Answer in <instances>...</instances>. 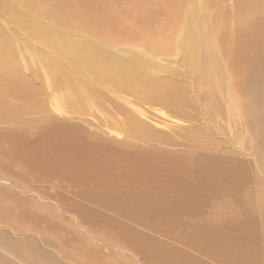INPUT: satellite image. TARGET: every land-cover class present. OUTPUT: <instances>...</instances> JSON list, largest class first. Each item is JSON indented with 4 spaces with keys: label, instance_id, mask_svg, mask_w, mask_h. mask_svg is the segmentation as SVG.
<instances>
[{
    "label": "bare ground",
    "instance_id": "6f19581e",
    "mask_svg": "<svg viewBox=\"0 0 264 264\" xmlns=\"http://www.w3.org/2000/svg\"><path fill=\"white\" fill-rule=\"evenodd\" d=\"M13 1L1 18L37 54L23 67L38 78L51 58L62 79L28 81L16 29L0 31V180L54 202L15 205L0 185V264H69L59 242L78 243L70 264H264V0ZM150 52L177 68L142 76ZM61 86L59 120L45 102ZM54 178L62 196L36 190Z\"/></svg>",
    "mask_w": 264,
    "mask_h": 264
},
{
    "label": "rangeland",
    "instance_id": "374dc122",
    "mask_svg": "<svg viewBox=\"0 0 264 264\" xmlns=\"http://www.w3.org/2000/svg\"><path fill=\"white\" fill-rule=\"evenodd\" d=\"M12 3H14V1L13 0H10ZM126 2H128L127 0H122L121 2H119L118 3V5H121V6H123V5H127L128 3H126ZM110 4H113V3H110ZM143 4L145 5L144 6V10L145 11H149V9L150 10H152V8L149 6V0H144L143 1ZM2 16H1V14H0V31H4V32H6V33H9L10 34V31H12V29H11V27H13L14 29H16L15 30V32H13L14 34H16V36L17 37H12V36H10V38L12 39V40H14L15 42H16V44L15 45H13V48L16 50L17 48H18V50H16V52L17 51H20V48H22V49H25L26 51H28V53H27V55H24V54H18V57H19V60L21 59L22 61H21V63H20V66L19 65H17L19 68H20V71H21V69H22V73H23V75L27 78V79H29L28 81H31L32 83H34L35 85H40V86H46V83H45V81L42 79V78H50L51 80H53L54 78H58L59 80L60 79H62L61 77V75H60V73H58V72H56V70H55V68H57V66L56 65H53V59H49V62L46 64V63H43V62H41V64L39 65L38 64V69H39V74H40V76L38 77V78H33L32 76H31V69L29 68V69H26L25 67H23L24 65L27 67V62H23V58H25L26 60H30L31 58H30V56L31 55H34V57H36V53H35V50H36V48L31 44V42H29V43H26L25 41H24V38L20 35V34H17L18 32H17V30L18 31H20V32H22L23 30H20V29H18V28H15L17 25L15 24V22L11 19V20H9L8 18H6L5 16H3V18H1ZM8 20V21H7ZM44 20V22H47V24H48V26H50V27H52V24L47 20V19H43ZM8 25H10L9 27H8ZM8 27V28H7ZM73 35V34H72ZM19 40V43L17 42ZM89 40H91V39H89ZM40 48H42L43 50H45V54L46 55H49V49H50V47L49 46H43V47H41V46H39ZM51 50V49H50ZM133 51H135L134 53L136 54V55H138V53L140 54H142L143 53V49L139 46L137 49H133ZM27 56H28V58H27ZM50 56V55H49ZM155 56V57H154ZM60 60H64V57H62V56H59L58 57ZM133 58V56H131V59ZM143 58H149V60H148V63H150V66H147V68L145 69V66L147 65V63H145L144 62V64L141 66V65H139L138 66V68L139 69H141L142 71H141V73H142V76H144V75H146L149 79H159V78H162V77H164L165 76V72L162 70L163 68H169V67H176L175 66V63H174V61L172 60V58H170V57H166V56H163V54L162 53H157V52H150V53H147V54H143ZM153 58H155V59H153ZM15 63V62H14ZM22 63H24V65H22ZM169 63V64H168ZM174 63V64H173ZM31 65V66H29V67H31V68H34V66L36 65L35 64V62H34V64L32 63V61H31V63H28V65ZM34 65V66H33ZM51 67V68H50ZM24 68V69H23ZM61 67H59L58 69H60ZM63 68V67H62ZM177 68V67H176ZM148 69V70H147ZM24 70V71H23ZM26 70H28V71H26ZM48 70V71H47ZM61 70V69H60ZM62 71H64V70H62ZM151 71V72H150ZM162 72V73H161ZM46 74V75H45ZM55 74V75H54ZM163 74V75H162ZM54 75V76H53ZM56 75H57V77H56ZM31 77V78H30ZM32 79V80H31ZM41 79V80H40ZM36 80L37 81H39V82H36ZM44 81V82H43ZM55 84V83H54ZM53 84V85H54ZM39 86V87H40ZM51 91V93L50 94H52L51 96L49 95V98L50 99H48V100H46V102H45V105L47 106V108H48V110H50V113H54L57 117H58V119L59 118H61L62 119V115H65V113H64V109H68V104H67V102H66V100L62 97V94L63 95H65V96H67V94L66 93H64L63 91H62V86L60 87V89L59 88H55L54 90H50ZM109 96V98L111 97H113V99L114 100H117V101H120V102H122V99H121V97L122 96H125L127 99H130L131 101H134V102H132V104L131 105H127V104H125V106L126 107H128L129 109H130V111H134V109H132V108H141V109H144V110H148V112L150 111V110H152V108H151V106H148V104H144V103H141L142 101L141 100H139V98H134V96L133 95H127V94H123V95H119L120 97H114V95H112L111 96V94H109L108 95ZM131 97H133V98H131ZM51 98H52V100H51ZM68 98V97H67ZM97 98H99V99H105V98H103V97H97ZM55 99V100H54ZM135 99V100H134ZM50 100H51V102H53V103H51L50 102ZM106 100V99H105ZM140 102H139V101ZM49 101V103H47ZM56 104V105H55ZM135 104V105H134ZM64 105V106H63ZM98 105H100L99 107H100V109L102 110V109H104L106 106H108L109 104L106 102H104V101H101V102H98ZM104 107H103V106ZM102 106V107H101ZM94 109H95V111L97 110L96 109V107L94 106L93 107ZM97 112H99V110H97ZM100 113V112H99ZM30 116H36V114H33V113H31L30 114ZM153 116V115H152ZM155 116V115H154ZM82 118H84V116H81ZM85 118H93V117H91V116H88V117H85ZM99 118V117H98ZM217 118H219V117H216V121L218 120H220V118L219 119H217ZM61 119H59V120H61ZM91 120H93V119H91ZM74 121H78V122H80L79 120H74ZM225 121V120H224ZM38 127H40V126H31L30 125V129H31V133L33 134V132H34V130H38ZM100 133H101V131H99ZM218 134H219V132H218ZM218 137H219V135H218ZM224 137H225V133H224ZM30 138V137H29ZM4 145H6V142H4ZM96 149H98V150H100V151H103V147H102V144L101 143H98V144H96L95 146H94ZM107 149V148H106ZM4 151H7L8 153H10L9 151H8V149H3ZM8 157H10V154H8ZM106 157V156H105ZM107 158V157H106ZM8 160H11L10 158H8ZM22 165H24V166H27L26 164H17L16 165V169L14 170V172H13V174H15L16 173V170H18V171H20L21 170V175H23V177H24V179L25 180H28V178H32V174L27 170V168H25L24 166H22ZM42 184V187H41V189H36L37 191H39V192H45V193H47V194H49V195H51V196H54L55 198H58V196H62V191H64L63 189H62V179H52V180H47V181H45V182H43V183H41ZM0 185L2 186V188L4 189V191H6V189H7V185L8 186H10V187H12L13 189H16V194L18 195V197H17V199L15 200V205H23V206H28V207H31V208H38L39 206H38V204H36V201L38 202V203H40V204H46V206L47 207H54V202L51 200V199H45V198H43V197H41V196H39V193L38 192H31V193H28V191H23L22 189H21V187L20 186H14L13 184H7V182H5V181H3V179L2 180H0ZM28 196H30V197H32L31 199H30V203H26L27 202V197ZM58 202H59V200H58ZM77 210V209H76ZM46 211H48V212H51L48 208H45V209H43V210H40L39 211V214H48ZM77 213H79V214H81V212L79 211V210H77L76 211ZM58 216L60 217L59 218V220H58V222H57V224L55 225V234H56V237H59L60 239H61V241H62V235L64 236V237H67L69 234H68V229L66 228V226L63 224V222H62V216L63 217H65V218H71V216L69 215V214H66V213H63L62 211H60V210H58ZM1 230V229H0ZM2 231V230H1ZM17 237L16 236H14V237H11V239H16ZM25 238V237H24ZM70 238H72V237H70ZM54 240V239H53ZM56 241V240H55ZM73 241V240H72ZM75 241H77V240H75ZM73 243V242H72ZM53 244L55 245V246H57L56 245V243H54L53 242ZM59 244L61 245V247H62V263L65 261L66 263H68L69 261L71 262V261H73L72 259H74L75 258V254H76V252L78 253V251H79V249L77 248V244L78 243H73V244H71L73 247V249H70V247H71V245H67L68 247L67 248H64V246H65V244H64V242H63V244H62V242H59ZM76 244V245H75ZM98 245H99V242L97 243ZM42 245V244H41ZM47 249H49V251L50 250H52L53 252H54V254L55 255H59V253H61V250H60V248H58V246H57V250H53V248H47ZM67 249V250H66ZM63 250H66V251H70L69 252V254L71 255V254H73V256L71 255V257H69V256H67V257H64V254H63ZM73 250H75L74 251V253H73ZM52 251H50V252H52ZM59 257L57 256V259H58ZM72 258V259H71ZM36 259H38V258H36ZM58 260H60V258L58 259ZM70 262H69V264H70Z\"/></svg>",
    "mask_w": 264,
    "mask_h": 264
}]
</instances>
